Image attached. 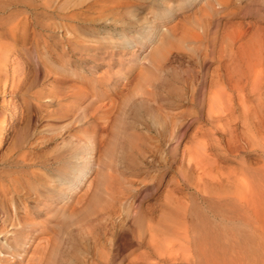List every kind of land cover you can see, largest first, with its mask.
<instances>
[{"label":"rangeland","instance_id":"obj_1","mask_svg":"<svg viewBox=\"0 0 264 264\" xmlns=\"http://www.w3.org/2000/svg\"><path fill=\"white\" fill-rule=\"evenodd\" d=\"M92 1L29 7L47 15L83 8L71 32L75 45L57 35L66 56H84L70 66L73 79L46 58L52 76L80 85L74 96L32 98L30 90L47 84L42 54L30 43L8 51L6 67L27 78L13 92L0 88V176L7 169L36 173L14 203L36 217L38 230L29 239L23 234L28 241L19 257L2 262L264 264V0H131L132 6L115 11L96 10ZM208 1L214 12L206 9ZM165 27L179 38L200 29L206 35L197 48L172 50L150 64L143 57ZM247 47L261 49V82L247 84L241 104L232 92L231 108L210 117L203 93L208 80L246 61ZM89 141L96 147L90 171L67 197L60 195L59 179L73 162L74 173L81 170L84 159L75 157ZM20 157L25 163L17 162ZM98 172L131 180L133 195L110 212L81 215ZM241 180L248 200L243 207L236 199ZM39 183L42 189L32 188ZM148 216L166 225L162 247L140 234ZM239 231L246 234L244 245ZM211 247L218 251L213 257L206 253Z\"/></svg>","mask_w":264,"mask_h":264},{"label":"bare ground","instance_id":"obj_2","mask_svg":"<svg viewBox=\"0 0 264 264\" xmlns=\"http://www.w3.org/2000/svg\"><path fill=\"white\" fill-rule=\"evenodd\" d=\"M54 1L55 0H0V88L2 91H4L8 86L11 92L20 89V87H22L24 84V80L27 78V74L18 72L14 69L9 70L6 67L8 61L7 55L10 46L16 43H30V45L36 49V53L39 52L42 54L38 56V59L40 60L39 64L45 72L44 79L47 78V84L44 85L43 83L41 86L35 87L36 89H29L30 92H32V98L41 99L43 97L64 94L74 96L77 92H79L78 90L80 89V85H75L72 83L69 87V85H67L69 84V81L65 82L63 79L52 76L51 71L46 69V58L53 57L57 63V65L56 63L54 64L57 66H55L54 69L62 66L60 69L61 71H59L60 74L65 78H69L71 80L73 79V70L70 66L71 64L75 63V61H80L79 58L82 57V55H80L78 59H74L73 55L66 56L65 52L61 49L64 46H61L58 36H60V39L75 45L76 42L73 40L71 32L77 30L75 24L77 23V20L80 16L79 14L82 13L83 8L76 9L73 7L61 13L60 15H47L46 13L38 14L36 12H29V7L33 6L34 4L47 6L52 4ZM218 1L219 0H216V2ZM91 6L99 11H103L105 9L115 11V9L132 6V1L93 0ZM213 6L214 4L211 1L206 3V9L211 12L215 11ZM174 31V28L168 27L159 30L154 41V47L149 49V51H147L143 57L148 63L156 65L163 62L172 50H179L182 48H197L206 35L205 31L200 29L189 31L188 33L184 32L185 34H182V36L179 38L176 36ZM56 36L57 38L55 39ZM249 38L250 37H248V39ZM253 39L255 40V37ZM253 39L251 38V40L249 39L248 41H252ZM248 41H245L246 45ZM252 45L254 44L252 43ZM260 50L259 47L258 49L247 47L244 49L245 53H243V55L245 54L247 56L246 61H240V64L238 65L236 62V65L226 66L224 69L225 74L223 73L224 75H211V78L208 80V88L203 92L204 94L206 93L205 97L207 101V112L210 117H213V114H216L214 112L218 110L225 111L226 107L231 108V106H229L231 101L229 102L228 99L232 95V92L237 94L241 104L243 101H241V96L246 91L247 84L250 83L252 84L251 86H253L261 82L262 59L260 57ZM251 55H253V58L250 57ZM239 56L238 58L241 59L242 56ZM233 78L236 80L235 84H231ZM227 80L231 82L228 81V83ZM201 85V87L205 86L204 84ZM64 90H66L68 93H66ZM227 102L229 103L227 104ZM16 109L14 110L15 115L18 113V110ZM229 109H227V111ZM221 114H223V112ZM231 114L232 112L229 115ZM222 118L225 117L223 116ZM232 118H235V116H232ZM244 124L246 123L244 122ZM11 126H13V123ZM94 144V142H87V148L82 151L84 154H80L79 156L75 157V160L84 159V166H81V170L79 172L74 173L76 167L75 163L73 162L68 167V172L61 176L59 179L61 180L62 185V187L59 189L60 195L66 194L67 197L69 193L76 187L78 179L84 177L90 171V157L94 154L96 148H94ZM78 151L81 152L80 150ZM17 162L25 163V159H17ZM10 172L11 171L7 169V171H4L5 175L3 177L0 176V211L3 214V219L0 223V264H7L2 262L7 257H19L22 253L21 247H25L28 239L33 235L30 231L38 230L36 217L32 216L31 214L29 215L25 205L24 209L22 210V208L16 206L14 203V199H17L21 195H24L26 192H28V186L26 188L24 186L26 183L24 182L29 179L30 175L35 179L37 178V175L34 171H23L20 174L16 173V175L11 174ZM97 174L99 175L100 179L98 180L95 189L88 196L87 205L84 207V210L80 212L81 215L87 212L92 213L95 211L103 214L110 212L114 208L123 206L125 203L130 201L133 195L132 193L135 188L133 187V182L131 180H127L123 176H118L117 174L110 175L111 177L106 176L103 172H98ZM256 186H260V183H258ZM32 188L37 190L42 189L43 187L39 183L38 185H33ZM60 195H58V198H60ZM236 197L239 205L241 207L245 206V203L248 201L246 197L245 180H241L240 188L236 192ZM254 199L255 204L259 207L262 202L261 198L257 194L256 198ZM147 221L146 229L141 231L140 234H145L146 232L148 235V243L152 241L154 244L159 243V245L162 247L166 239L167 228L165 223L163 221V223H160L159 221L156 222L151 216L147 217ZM23 234H26V237L29 235L26 242L23 241ZM238 235L240 236L242 245H244L246 243V234H244L242 231L240 234L238 233ZM110 239L111 238L108 237L106 240L110 242ZM141 241L143 242V240ZM228 248H230V251L235 250V247L233 246ZM206 253L209 255V257H213L215 253H218V251L216 250V247H211L206 248ZM47 264H54L53 259H50Z\"/></svg>","mask_w":264,"mask_h":264}]
</instances>
